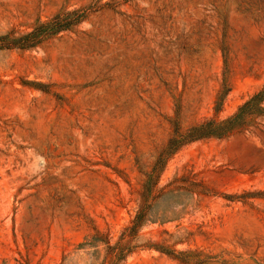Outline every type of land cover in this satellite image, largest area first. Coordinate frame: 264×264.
<instances>
[{"label": "rangeland", "instance_id": "obj_1", "mask_svg": "<svg viewBox=\"0 0 264 264\" xmlns=\"http://www.w3.org/2000/svg\"><path fill=\"white\" fill-rule=\"evenodd\" d=\"M74 8L72 29L0 49V264H99L81 244L129 223L171 121L224 118L264 83V0H0V33ZM187 173L207 193L164 197L175 219L136 242L188 261L145 247L119 264H264V117L183 145L159 185Z\"/></svg>", "mask_w": 264, "mask_h": 264}, {"label": "trees", "instance_id": "obj_2", "mask_svg": "<svg viewBox=\"0 0 264 264\" xmlns=\"http://www.w3.org/2000/svg\"><path fill=\"white\" fill-rule=\"evenodd\" d=\"M87 14L82 8L71 10L59 9L46 20L37 19L31 28L25 32L10 29L0 33V49H31L40 45L45 40L58 33L72 29L86 18ZM42 89V88H41ZM48 92V90L42 89ZM228 91L227 83L223 79L220 89L216 94L214 111L220 110L222 100ZM264 83L252 93L236 110L224 117L216 116L203 119L199 122L182 127L177 119L171 121V131L166 142L158 151L150 168L143 172V180L138 190V205L129 223L122 228L117 239L109 243L97 229L90 236L87 245L96 251V247L103 245V255L99 264H119L125 258L140 248H153L161 253L187 262L184 255L187 251L175 250L158 243L138 244V232L148 223H163L175 219L177 212L170 208H159L164 197H174L172 203H178L174 191L184 190L189 195L206 194L200 182L192 181L188 173L172 176L166 183L159 185V177L167 158L180 147L190 142L208 138H226L236 132H242L255 126L258 118L264 117Z\"/></svg>", "mask_w": 264, "mask_h": 264}]
</instances>
